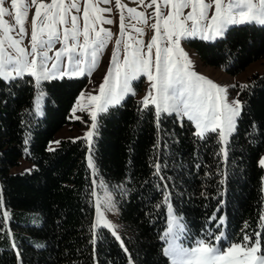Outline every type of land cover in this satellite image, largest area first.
Returning a JSON list of instances; mask_svg holds the SVG:
<instances>
[{"label":"trees","instance_id":"trees-1","mask_svg":"<svg viewBox=\"0 0 264 264\" xmlns=\"http://www.w3.org/2000/svg\"><path fill=\"white\" fill-rule=\"evenodd\" d=\"M190 46L205 66L235 76L264 60V27H234L214 43L193 40ZM246 85L225 146L216 133L195 136L194 126H181L175 116L157 125L154 107L143 109L130 96L98 116L90 147L63 140L49 150L73 123L88 79L45 81L39 89L31 77L0 81V264H171L162 239L169 204L190 245L201 239L216 244L222 233V249L243 244L245 235L264 245V73ZM39 91L46 95L41 117L34 111ZM89 157L114 195L120 239L96 225ZM23 159L33 168L13 174ZM34 214L38 225L21 223Z\"/></svg>","mask_w":264,"mask_h":264},{"label":"snow or ice","instance_id":"snow-or-ice-1","mask_svg":"<svg viewBox=\"0 0 264 264\" xmlns=\"http://www.w3.org/2000/svg\"><path fill=\"white\" fill-rule=\"evenodd\" d=\"M135 2L145 9L154 8V11L146 16L144 11L127 8L129 20L151 28L154 34L147 44L131 33L127 36L133 43L123 41L126 35L125 17L120 15V34L115 40L108 72L98 94L88 96L91 106L96 109L91 112L92 127H96L97 112H105L111 106L120 105L126 96L135 95L132 83L146 75L150 87L141 105L143 109L154 107L157 125L163 117L175 115L184 126L186 118L187 122L194 124L195 136L206 139L208 134L216 133L219 140L226 144L235 130L243 106L236 99L228 102L225 87L192 71L193 62L180 43L182 39L197 34L203 40H215L234 27H264V0ZM111 3L112 0H83L81 9V0H0V81L14 82L27 76L39 89L43 81L90 75L97 66V57L113 37L111 30L103 27L104 24L114 23L103 15L111 13L112 8L99 6ZM115 4L121 10L126 7L121 0H115ZM32 8L35 12L29 37L25 24ZM6 17H11V21ZM149 19L153 20L150 24ZM129 27L140 36L144 35L143 27L131 23ZM26 37H29L27 46L24 44ZM57 44L59 48L55 47ZM232 87L244 89L248 85ZM91 135L92 132L87 133L88 137ZM223 151L226 159L227 149ZM260 164L264 165V159ZM89 167H94L91 157ZM156 168L158 172L159 165ZM99 186L105 188L103 181ZM102 205L107 210L115 207L107 191L103 198H98V219L102 218ZM168 211L172 212L170 204ZM107 226L113 227L110 224ZM177 230L184 231L172 218L162 237L167 243L163 254L170 258L171 264H264L260 241L248 235L244 236L243 244L233 243L225 251L203 239L195 246L184 247L177 242L180 239ZM220 238L216 236L215 240ZM117 239H120L119 236ZM124 250L127 252L126 248Z\"/></svg>","mask_w":264,"mask_h":264},{"label":"rangeland","instance_id":"rangeland-1","mask_svg":"<svg viewBox=\"0 0 264 264\" xmlns=\"http://www.w3.org/2000/svg\"><path fill=\"white\" fill-rule=\"evenodd\" d=\"M144 2H145V4H147L149 2V0H144ZM121 3L123 5H126V7L123 8L122 10L116 7L115 0H112L111 4H100L99 5L102 8H108V7L112 8L111 13H103V15L106 18L112 19L114 21V23L110 24V25L104 24L103 27L111 30V32L113 33V37L108 42L103 53L97 57V61H98L97 66L91 71L90 75L85 74L83 76L73 77V78L65 77L67 79L87 78L88 79V87L83 91V96L80 95V97L78 98V100L74 106L76 111L72 112V117H71V121L73 123L71 125L64 127L56 135V137L50 143L49 150L50 149L55 150L60 145V142L63 140H73V141L79 140V139L85 140L86 143L88 144V146L90 147L91 142L93 140V136L95 134V129H96V127L95 128L92 127L93 121L91 119V112L96 111V109L91 106V103L88 100V96L98 94L99 86L103 82L104 76L108 72V69L110 66V59L112 56L113 49L115 47V40L120 34V15L123 14L125 17L126 35L122 38L123 41H126L128 43H133V41L129 40L128 36H127V33H131V35L133 37L138 38V39H142L145 42V44H147L150 41L151 36L154 34V32L151 28H149L143 24L138 23L136 20L130 21L129 20V13L127 12V8H136L138 12L144 11L146 16H148L149 14L153 13L154 8L145 9V7L136 3L135 0H121ZM6 6H10V5H6ZM83 6H84L83 0H81V9H83ZM34 12H35V8H32L29 11L28 19H27V22L25 24V27H26L28 34H29V37L31 34V20H32V17L34 15ZM6 19L11 21V17H6ZM152 22H153V20L149 19V24ZM129 23L135 24L137 27H143L144 28V35L140 36L139 34L135 33L132 30V28L129 27ZM29 37H26L24 39L25 46L28 45ZM223 37H218L215 40H203L200 38L199 34H197L196 36L191 37L189 39H182L181 43H180V47L183 48L184 52L187 53L188 57L193 62L194 66L192 67L191 70L195 71L197 74L203 75L206 78L211 79L216 84L225 87L227 100H228V102H231L234 99L239 100V90L241 89L239 87L234 88L232 86L233 85L239 86V85L247 84L249 79L252 76H254L256 74H263L264 73V60H260V61L252 63L242 73L233 76V75H230L227 72H225L223 69L205 66L202 63V61L200 60L196 51L194 49H192V47L190 46V41H193V40H201V41H205V42H209V43H214ZM55 47L59 48L60 45L57 44ZM54 51H55V49L53 50V52ZM52 54L53 53H50V55H52ZM120 55L122 57L123 52H121ZM57 79H60V78H57ZM52 80H55V79H52ZM48 81H51V80H48ZM3 82L4 83H11V82H5V81H3ZM43 82H45V81H43ZM132 87L135 90V95L126 96L125 99L121 102V104L130 96H134L137 99L142 101L144 96L149 91L150 82L148 81L147 76L144 75V76H141L139 80L134 81L132 83ZM41 92L43 93V95H40ZM38 97H39V99H37ZM45 98H46V95L43 91H39L38 94L36 95V98H35L34 111H35V114L39 117H41L43 115V106H44ZM113 107H117V106H111L108 108V110L110 108H113ZM81 108H83L84 110L81 111ZM107 111H105V112H107ZM105 112H97V118L100 114L105 113ZM173 116H175V115H173ZM77 117H79V119H77ZM176 118L180 121L179 117H176ZM238 118L236 120V125H237ZM184 121H187L186 118H184ZM95 123H97V120ZM192 125L194 126V124H192ZM235 130H236V127H235ZM235 130L231 133V135L235 132ZM88 132H92L91 137L87 136ZM231 135L228 137V140L230 139ZM56 141H59V143H55ZM222 144H223V146H225L224 143H222ZM262 159H264V153L262 154L260 161ZM88 163H89V158H88ZM92 164H93V162H92ZM261 166L264 168V165H261ZM32 168H33V165L31 163H29L28 161H26L25 159H23L20 162V165L18 167H15L12 170V173L13 174H24V173L30 172ZM91 169H92V173H93V181H95V183L93 182V194L95 193L94 200H95V207H96V225L108 229L110 232H112V234L115 232L114 235L117 237V236H119L118 231H117L118 230V208H117V203L115 201L114 195L111 192L108 185L105 184L104 182L103 183L105 185V188L104 189L100 188L99 185H100L101 181L99 179H97V175L95 174L94 167ZM28 170H30V171H28ZM262 187H263V191H264V178L262 181ZM105 191H107L111 195L112 201H113V204L115 205V207L112 210H107L102 205V207H101L102 218L98 219V217H97V202H98V198L104 197ZM101 204H102V200H101ZM168 207H169V205H168ZM5 217H6V219L9 218V214L7 213V215H5ZM22 218H24V220L21 221L22 224H31V225H38L39 224V216L36 214L31 215V216L26 215ZM172 218H175L177 220L178 224L181 225L184 229L183 232H179L178 230L176 231V234L179 235V237H180V239L177 242L182 243V246H184V247L195 246L196 243L190 245L189 242L186 240L185 228H184L183 223L181 222L180 217H178L174 213L173 208H172L171 213H169V211L167 209V228H168L169 220ZM12 220L14 221V219H12ZM222 221L224 224L225 221L224 220H222ZM7 223H8V226L10 227L9 222H7ZM109 224L112 225L113 227H108L107 225H109ZM167 228H166V230H167ZM262 229L264 230V222L262 224ZM166 230L164 231V233L166 232ZM163 236H164V234H163ZM220 237H221L220 240L223 239L224 233H222L220 235ZM257 240L260 241L261 253H264V245H263L261 239L258 238ZM219 241H216V244H213V245L218 247V248H221L219 245ZM165 247H167L166 241H165ZM227 248L224 250L226 251ZM167 258L170 260L169 257H167ZM170 263H171V260H170Z\"/></svg>","mask_w":264,"mask_h":264}]
</instances>
